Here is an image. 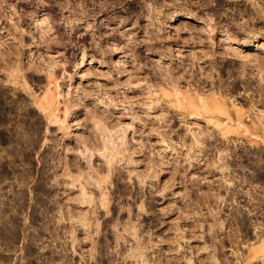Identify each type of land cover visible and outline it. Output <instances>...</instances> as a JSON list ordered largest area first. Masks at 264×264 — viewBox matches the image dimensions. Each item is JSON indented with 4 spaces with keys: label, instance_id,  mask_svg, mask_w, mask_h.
I'll list each match as a JSON object with an SVG mask.
<instances>
[{
    "label": "rangeland",
    "instance_id": "rangeland-1",
    "mask_svg": "<svg viewBox=\"0 0 264 264\" xmlns=\"http://www.w3.org/2000/svg\"><path fill=\"white\" fill-rule=\"evenodd\" d=\"M260 119L264 0H0V264H264Z\"/></svg>",
    "mask_w": 264,
    "mask_h": 264
},
{
    "label": "bare ground",
    "instance_id": "bare-ground-1",
    "mask_svg": "<svg viewBox=\"0 0 264 264\" xmlns=\"http://www.w3.org/2000/svg\"><path fill=\"white\" fill-rule=\"evenodd\" d=\"M176 21H177V20H176ZM180 21H181V20H180ZM180 21H179V22H180ZM182 21H183V20H182ZM261 78H262V77H261ZM261 80H262V79H261ZM249 83H250V82H248V84H249ZM251 84H253V83H251ZM234 87H235V86H234ZM249 87H250V85H249ZM252 87H253V86H252ZM257 90H258V89H257ZM214 94H215V92H214ZM219 94H220V92H216V95H219ZM218 97H220V96H218ZM218 97H217V98H218ZM219 99L221 100V101H219L220 104H223V105H225L226 107L229 106V102H228L227 99H221V97H220ZM233 103H234L235 106L238 105V104H236L235 101H233ZM233 103H232V104H233ZM204 105H205V104H204ZM204 107H206V109H207V106H204ZM237 111H238V110H237ZM240 111H243V110H240ZM240 111H239V113H240ZM223 113L228 117V119H230V114L227 112V110H224V112H222V114H223ZM225 115H224V116H225ZM241 118H242V117H241ZM262 118H263V117H262ZM260 120H261V119H260ZM229 121H230V120H229ZM261 121H263V120H261ZM261 121H260V122H261ZM263 122H264V121H263ZM239 124H240V123H239ZM258 124H259V123H258ZM263 124H264V123H263ZM240 126H242V127H240V128H239V127H237V128H233V127H228V126H227L228 128H227L226 130H225V129H224V130H225L227 133H228V132H229V133H233V132L235 131V132H238V133H240V134L242 133V130H244V131L247 132V133H250L251 131H254V132H255V131H256V132L258 131V133H259V132H261V130H263V127L257 126V124H256L255 127H254V126H253V127L250 126L251 128H254V129H251L250 127L244 126V123H243V124L241 123ZM261 126H262V125H261ZM220 128H221V127H220ZM251 133H252V132H251ZM222 134H223V133H222ZM224 134H225V133H224ZM236 134H237V133H236ZM244 134H245V133H244Z\"/></svg>",
    "mask_w": 264,
    "mask_h": 264
}]
</instances>
